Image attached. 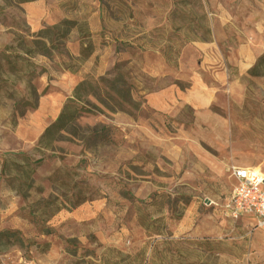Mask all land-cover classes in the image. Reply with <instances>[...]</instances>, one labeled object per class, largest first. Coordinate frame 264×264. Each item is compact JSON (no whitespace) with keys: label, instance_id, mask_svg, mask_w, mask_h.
<instances>
[{"label":"rangeland","instance_id":"rangeland-1","mask_svg":"<svg viewBox=\"0 0 264 264\" xmlns=\"http://www.w3.org/2000/svg\"><path fill=\"white\" fill-rule=\"evenodd\" d=\"M238 1L0 0V52L63 20L82 30L0 85V232L20 241L0 243V264H264V231L224 209L231 167H264V53L239 75L236 29L218 30L222 72L213 45L189 46L211 35L214 6ZM80 82L75 120L39 148ZM58 169L77 173L87 201L51 183Z\"/></svg>","mask_w":264,"mask_h":264},{"label":"trees","instance_id":"trees-1","mask_svg":"<svg viewBox=\"0 0 264 264\" xmlns=\"http://www.w3.org/2000/svg\"><path fill=\"white\" fill-rule=\"evenodd\" d=\"M7 3V6L33 2L34 0H3ZM76 29L79 35L82 33L81 28L78 24L73 20H63L57 26L53 28L42 29L37 32L35 35L30 38L17 37L15 39V44L9 47H6L4 51L0 52V85L10 82V87L8 90L12 89L18 82L20 76L30 75L34 69L33 59L38 56H43L48 52V49L55 40L60 38H65L68 34ZM161 28L155 29L151 31L149 34L153 32L160 31ZM80 51L79 56L82 59L89 58L95 48L93 43L89 40V43L79 42ZM167 47V51L163 53H169L172 50V47ZM143 47V45H140ZM144 48V47H143ZM148 48L156 49L157 46L155 44H149ZM181 48L178 51H175V59L174 63L177 64V57L179 56ZM162 52V51H161ZM261 59V58H260ZM259 59V60H260ZM168 60V59H167ZM256 70V66L252 67L248 73L254 74ZM4 76V77H3ZM85 83L80 82L73 90L72 98L67 100V103L64 105L62 111L58 115V117L45 128L43 133L40 135L38 140V147L41 149H48V147L56 140L57 134L64 131L68 125H70L77 116V110L74 107V102L79 101L82 98L81 92L85 91ZM21 161L24 166L29 167L31 164L29 158L27 156H21ZM42 162V159L36 160L33 164H39ZM7 166V161H3L1 175H4V171ZM32 170L30 169L29 172ZM77 177V173H72L69 170H61L58 169L53 177L51 178V183L59 186V188H64L67 192L73 191L71 194V199L73 200V206H77L85 201H87L86 193L89 190L88 186H81L77 184L74 180ZM69 183H72L71 187ZM74 191H76L74 193ZM53 203L46 202L45 207H51ZM58 209H56L57 211ZM148 223L145 220L140 219L137 215V224L139 227L148 230L150 224V218H148ZM18 234L16 232H0V243H2L5 247H9L14 243L18 244L20 241L17 238ZM13 239V241H11Z\"/></svg>","mask_w":264,"mask_h":264},{"label":"crops","instance_id":"crops-1","mask_svg":"<svg viewBox=\"0 0 264 264\" xmlns=\"http://www.w3.org/2000/svg\"><path fill=\"white\" fill-rule=\"evenodd\" d=\"M229 9L230 10L222 5L214 6V29H211V35L205 38L195 37L189 42V46H197L198 49H201L207 45H213V52H209V54L212 55L213 60L216 62L218 70L222 72L226 67L225 60L219 48L220 42L218 30L222 28H230V30L233 31L236 29L243 41L241 47L245 48L243 51L244 53H242V51L240 53L239 51L241 58L239 60L240 65L238 66L237 71L239 72V75L247 74L253 67L256 58L264 53V43L259 42L261 40L264 41V0H239L236 6H232ZM247 50L250 55L249 58L246 56L247 53H245ZM183 54L184 51H182L181 48L180 54L177 57V64L180 55L182 57ZM243 54L244 56H242ZM242 61H249V64L241 63Z\"/></svg>","mask_w":264,"mask_h":264},{"label":"built area","instance_id":"built-area-1","mask_svg":"<svg viewBox=\"0 0 264 264\" xmlns=\"http://www.w3.org/2000/svg\"><path fill=\"white\" fill-rule=\"evenodd\" d=\"M234 187L224 204L233 219H249L253 226L264 231V167L232 166Z\"/></svg>","mask_w":264,"mask_h":264}]
</instances>
